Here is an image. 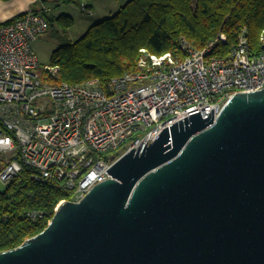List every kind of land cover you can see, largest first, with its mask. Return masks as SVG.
Instances as JSON below:
<instances>
[{
  "label": "water",
  "instance_id": "1",
  "mask_svg": "<svg viewBox=\"0 0 264 264\" xmlns=\"http://www.w3.org/2000/svg\"><path fill=\"white\" fill-rule=\"evenodd\" d=\"M127 152L0 264H264V89Z\"/></svg>",
  "mask_w": 264,
  "mask_h": 264
},
{
  "label": "built area",
  "instance_id": "2",
  "mask_svg": "<svg viewBox=\"0 0 264 264\" xmlns=\"http://www.w3.org/2000/svg\"><path fill=\"white\" fill-rule=\"evenodd\" d=\"M50 12L31 10L0 24V186L26 167L32 180L71 194L59 206L80 202L112 178L107 171L120 158L151 145L167 127L198 112L208 118L212 109L216 120L238 93L264 89V31L255 52L247 29L228 55L213 53L225 34L201 50L182 39V59L142 50L137 70L106 83L61 82L58 66L38 72L33 48L50 31Z\"/></svg>",
  "mask_w": 264,
  "mask_h": 264
},
{
  "label": "trees",
  "instance_id": "3",
  "mask_svg": "<svg viewBox=\"0 0 264 264\" xmlns=\"http://www.w3.org/2000/svg\"><path fill=\"white\" fill-rule=\"evenodd\" d=\"M41 1L43 4L76 2ZM48 21L50 30L56 22L64 30L74 23L66 14L58 18L49 14ZM244 29L251 49L262 50L264 0H130L117 14L91 26L77 42H62L52 55L51 66L59 67L61 82L79 84L99 79L106 83L137 70L142 50L184 58L187 53L181 45L182 39L201 50L225 34L227 40L217 43L213 53L228 55L238 45ZM31 172L25 167L10 185L0 187V253L16 249L43 232L59 204L72 197L56 183L32 180ZM35 212L42 213V217L33 219L31 215Z\"/></svg>",
  "mask_w": 264,
  "mask_h": 264
},
{
  "label": "rangeland",
  "instance_id": "4",
  "mask_svg": "<svg viewBox=\"0 0 264 264\" xmlns=\"http://www.w3.org/2000/svg\"><path fill=\"white\" fill-rule=\"evenodd\" d=\"M129 1L76 0L75 3L70 4L53 3L55 18L66 14L73 18L74 23L68 30H64L56 22L54 28L48 34L34 42L33 48L40 62L38 72L42 73L44 67L51 66L52 55L61 46L62 42H77L88 32L91 26L114 16ZM47 7L49 8V6ZM87 7H91L90 12H84L83 8ZM58 34L60 36H57ZM0 187L3 188V186Z\"/></svg>",
  "mask_w": 264,
  "mask_h": 264
},
{
  "label": "crops",
  "instance_id": "5",
  "mask_svg": "<svg viewBox=\"0 0 264 264\" xmlns=\"http://www.w3.org/2000/svg\"><path fill=\"white\" fill-rule=\"evenodd\" d=\"M49 6L54 15V4H43L41 0H0V24L6 23L28 11H37Z\"/></svg>",
  "mask_w": 264,
  "mask_h": 264
}]
</instances>
